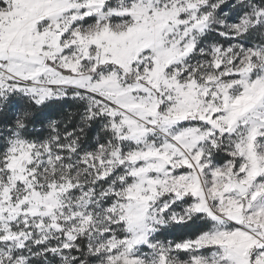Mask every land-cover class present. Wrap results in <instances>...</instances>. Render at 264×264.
I'll list each match as a JSON object with an SVG mask.
<instances>
[{"label": "snow or ice", "instance_id": "1", "mask_svg": "<svg viewBox=\"0 0 264 264\" xmlns=\"http://www.w3.org/2000/svg\"><path fill=\"white\" fill-rule=\"evenodd\" d=\"M0 264H264V0H0Z\"/></svg>", "mask_w": 264, "mask_h": 264}, {"label": "trees", "instance_id": "2", "mask_svg": "<svg viewBox=\"0 0 264 264\" xmlns=\"http://www.w3.org/2000/svg\"><path fill=\"white\" fill-rule=\"evenodd\" d=\"M179 236V233H177L176 235H175V237L174 238H176V237H178Z\"/></svg>", "mask_w": 264, "mask_h": 264}]
</instances>
